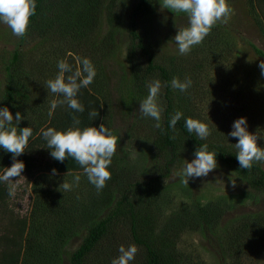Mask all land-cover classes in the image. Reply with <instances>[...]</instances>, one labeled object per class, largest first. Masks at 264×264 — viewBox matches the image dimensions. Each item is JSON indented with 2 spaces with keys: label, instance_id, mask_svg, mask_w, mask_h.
<instances>
[{
  "label": "rangeland",
  "instance_id": "rangeland-1",
  "mask_svg": "<svg viewBox=\"0 0 264 264\" xmlns=\"http://www.w3.org/2000/svg\"><path fill=\"white\" fill-rule=\"evenodd\" d=\"M134 1L44 0L23 39L0 23V108L9 109L13 123L16 112L26 117L16 125L18 129H33L21 154L25 165L21 176L3 182L0 264H69L87 231L109 214L126 188L135 208L152 216L154 236L173 216L205 228L181 236L179 249L192 257L193 264L223 260L264 264V191H255L248 178L217 162L207 176L189 178L185 185L174 173L195 158V149L175 131V163L165 180L158 179L171 153L159 147L156 121L139 114V101L148 95L146 85L157 78L149 76L141 85L146 61L126 57V21ZM161 2L150 1L138 27L154 61L171 80L192 81L185 92L173 88L175 112L183 110L186 118L205 123L211 134L203 141L230 153L237 151L233 146L237 138L228 133L240 117L246 118L250 133L264 137V76L258 67L264 57L249 46L264 52L263 39L252 22V18L264 22V0L254 10L247 0H227L233 10L228 22L217 23L187 55L178 53L173 39L177 29L187 26V16L161 10ZM83 58L96 71L89 88L99 94L101 121L118 137L108 169L111 179L99 193L83 172L53 174L49 168L53 158L42 137L52 116L51 101L56 99L45 82L57 76L59 60L75 71ZM6 80L12 83L10 101L2 99ZM104 82H108L105 92ZM162 95L163 87L158 96L163 108ZM257 144L264 147V139L258 138ZM10 160L12 154L0 148V174ZM75 175L81 177L79 186L71 191L60 187L63 181L72 183ZM66 207L67 212L62 210ZM116 224L84 264H111L121 245H134L126 222ZM137 249L130 264L144 262L143 250Z\"/></svg>",
  "mask_w": 264,
  "mask_h": 264
},
{
  "label": "clouds",
  "instance_id": "clouds-1",
  "mask_svg": "<svg viewBox=\"0 0 264 264\" xmlns=\"http://www.w3.org/2000/svg\"><path fill=\"white\" fill-rule=\"evenodd\" d=\"M161 10L167 9L172 13H183L187 16V26L177 29L174 41L180 55H187L193 47L201 44L206 36L211 33L212 28L217 23H227L232 9L227 0H162ZM35 0H0V23L7 25L12 34L18 38L26 35L30 18L35 15ZM82 67L73 71L72 67L63 59L57 62L59 72L54 79L45 82V88L52 94L62 97L51 101L52 110L58 106L66 105L74 113H83L84 105L76 98L81 88H87L93 83L96 71L87 58L81 60ZM261 76H264V60L258 65ZM65 73H70L65 76ZM192 81L186 78L180 81L173 77L171 87L181 92L187 91L191 87ZM148 95L139 101V114L142 117L152 118L156 121L154 127L162 129L161 115L163 108L158 103V96L162 87L160 80H152L147 83ZM51 115V112L49 113ZM89 118L95 119L98 116L97 110L89 112ZM182 113L176 111L169 121V127L176 131V124L181 119ZM20 112L13 115L7 107L0 108V148L12 154V164L4 168L0 174V182L14 181L13 178L21 176L24 170V163L18 161L16 157L25 152L29 138L33 134L31 127L17 128L16 125L22 119ZM81 121L78 116H72V126L66 130H57L48 127L42 130V137L46 141L47 148L50 149V156L63 162L66 158H72L82 169L87 180L92 184L97 193L102 191L106 182L111 179L108 170L112 162V157L117 151L118 137L114 136L105 124L101 123L99 128L78 127ZM185 127L189 133H195L201 140H206L211 134L208 126L193 118L185 119ZM229 137L237 138V143L233 144L236 151V159L241 169L251 170L254 163H264V147L257 145V139H264L257 134L247 130V120L245 117L236 119L232 124ZM215 152L208 151V145L203 144L194 153L195 158L191 162L185 161L184 166L174 173L182 183L188 185L189 178L196 179L205 177L212 170L217 168ZM56 174V169H52ZM80 175H75L72 183L63 181L60 184L65 191H71L73 187L79 186ZM235 187V182H232ZM12 189H9L11 194ZM137 247L129 245L127 248L121 245L118 249L119 255L112 259L111 264H130L135 259Z\"/></svg>",
  "mask_w": 264,
  "mask_h": 264
},
{
  "label": "trees",
  "instance_id": "trees-1",
  "mask_svg": "<svg viewBox=\"0 0 264 264\" xmlns=\"http://www.w3.org/2000/svg\"><path fill=\"white\" fill-rule=\"evenodd\" d=\"M43 1L44 0H35L36 11L35 15L30 18L29 24H31L37 17ZM150 1L151 0H135L130 9L126 21V34L128 41L126 57L131 61L136 56H139L146 61L143 75L141 76V85L144 84L147 77L155 76L160 80L163 87L162 96L164 107L161 119L163 130L158 129V143L163 151L171 153V157L163 161V171L158 174V179L165 180L169 176L170 169L175 163L174 151L176 149V143L173 137V130L169 127V121L172 115L175 114V102L173 98V88L171 87V76L163 66L154 61L153 55L146 45L138 27V20L149 10ZM259 1L261 0H247L251 5L252 10L260 5ZM252 22L259 30L264 42V22L257 18H252ZM249 46L257 56L264 57V52L258 49L255 45L249 44ZM11 84L12 83L9 81H5L2 93L3 100H11ZM107 87L108 82H104L103 92L107 90ZM76 98L84 105L85 111L83 113H74L73 110L69 109L67 106L64 108L57 107L53 110L52 116L44 127V130L48 127H53L57 130H66L68 127L72 126L73 115L79 117L81 123L78 127L81 129L88 126L96 127L98 129L99 125L102 123L101 101L98 92L96 90L93 91V89H90L88 86L87 88H81ZM56 99H62V97L56 96ZM93 110H97L98 116L92 120L89 118L88 114ZM181 113H184L183 110H181ZM185 119L186 117L183 114L176 124V131H178L196 151L198 147L206 143L199 139L195 133H189L187 131L185 127ZM257 145L260 147V144ZM208 151L217 153V162L233 168L240 177L248 178L255 191H264V163H254L251 170H245L240 168L236 159V153H230L223 148L210 145H208ZM21 157L22 155L16 157V159L20 161ZM12 162L13 160H10L8 166L5 167H10ZM49 168L51 172L52 169H56V174L83 172V169L72 158H66L63 162L52 159ZM2 187L3 182H0V199L2 198ZM59 203L60 202L57 204ZM59 207L62 208L61 204H59ZM69 209L70 208L66 207L62 210L66 211ZM151 217L152 216L149 214H142L135 208L134 203L129 198L128 190L126 188L109 214L90 227L80 245L71 254L69 264H84L86 257L95 249L101 239H103L113 226L117 225L116 223L120 221L126 222L125 225L128 228L132 243L143 250L145 256L143 264H193L192 257L180 251L179 242L185 231L196 229L205 230V228L200 224H196L192 221L188 222L178 216H173L164 222L159 232L154 236L153 224H149ZM221 264H226L225 260H223Z\"/></svg>",
  "mask_w": 264,
  "mask_h": 264
}]
</instances>
